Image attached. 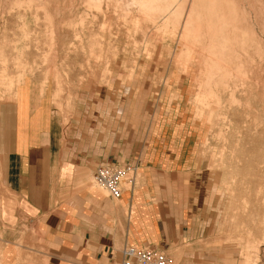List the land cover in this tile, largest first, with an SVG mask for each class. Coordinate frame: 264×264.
<instances>
[{
  "label": "rangeland",
  "instance_id": "rangeland-1",
  "mask_svg": "<svg viewBox=\"0 0 264 264\" xmlns=\"http://www.w3.org/2000/svg\"><path fill=\"white\" fill-rule=\"evenodd\" d=\"M22 82L77 136L102 114L116 157L144 149L163 106L182 115L219 210L197 194L200 235L170 264H264V0H0V98Z\"/></svg>",
  "mask_w": 264,
  "mask_h": 264
},
{
  "label": "crops",
  "instance_id": "crops-1",
  "mask_svg": "<svg viewBox=\"0 0 264 264\" xmlns=\"http://www.w3.org/2000/svg\"><path fill=\"white\" fill-rule=\"evenodd\" d=\"M13 91L12 99L0 98V264H120L126 246L167 253L200 235L193 224L197 194L209 217L219 210V175L208 188L197 183L198 133L184 129L182 115L163 106L144 149L121 158L106 152L102 114L81 123L96 128L91 135L77 136L38 85L22 82ZM105 164L133 168L117 200L91 185Z\"/></svg>",
  "mask_w": 264,
  "mask_h": 264
},
{
  "label": "built area",
  "instance_id": "built-area-1",
  "mask_svg": "<svg viewBox=\"0 0 264 264\" xmlns=\"http://www.w3.org/2000/svg\"><path fill=\"white\" fill-rule=\"evenodd\" d=\"M132 170L129 166L105 164L96 168L92 179L97 188L117 200L121 196V182ZM122 255L120 264H170V258L165 252L151 247L126 246Z\"/></svg>",
  "mask_w": 264,
  "mask_h": 264
}]
</instances>
